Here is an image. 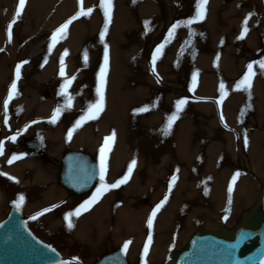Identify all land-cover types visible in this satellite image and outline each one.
<instances>
[{
    "label": "bare ground",
    "instance_id": "bare-ground-1",
    "mask_svg": "<svg viewBox=\"0 0 264 264\" xmlns=\"http://www.w3.org/2000/svg\"><path fill=\"white\" fill-rule=\"evenodd\" d=\"M80 1L81 6L76 0H25V6L21 10L20 16L16 17L19 0H0V128L3 127L4 130L2 131L6 132L5 135L11 137L7 129L13 128L15 125L16 113L18 114L20 111L24 120L28 115L46 118L58 106L68 101L70 96L72 112L64 113L61 111L56 122H52V114L51 120L36 123L33 126L30 125V127L27 126L21 131L23 138L38 129L43 138L49 141L48 145H55L54 155L61 152L62 143H67L69 146L84 147V149L76 148L67 151H83L96 161L92 153L85 148L98 149V146H96L97 141L106 137L105 129H108L111 131L110 136L113 133H115V136L107 154L105 182L111 184L110 182L113 181L111 175L115 176L117 180L121 179L127 174L131 161L135 159L137 163L133 166V171L126 183L121 184L118 188L105 191L87 210H82L78 216L74 215L71 218L72 226L70 227L65 216L70 211L74 212L78 199L68 197L67 193L76 197L92 193L97 188L98 183L101 182V162L98 159L96 161L98 177L93 187L87 193L78 196L71 193L64 186L60 177L63 169V157L67 152L62 155L57 168H47L42 158L43 140L38 137L37 139L24 138L25 144L22 146L26 148L27 152L29 151L28 154H19L16 159L4 160L10 151L9 146H7V148H3V153L0 155V203L1 200L5 201L7 199L8 207L2 210L0 222L11 211L10 202L14 200L17 204L19 197L23 195L25 199L19 206L17 204V209L22 211L25 218L23 211V208H25L31 218L30 224L44 227L54 243L61 246L68 245V249L72 253L70 259H73L71 264H90V257L98 255L102 248H111L120 244L125 245L126 242L128 243L127 249L121 246L106 253L110 254L122 249L129 264L131 262L128 257L140 264H153L148 259L152 257L153 262L159 261L160 255L155 252L160 249L163 251L164 232L174 228L180 231L181 228L187 227L191 223L189 216L196 213L193 204L197 205V203H194L197 193L208 191V194L205 195L206 200L211 203L212 201L218 202L222 205L226 200L231 199L229 202L232 210L235 211L233 213V217H235L237 216L235 208L238 201L243 200L244 204H250L257 197L256 185H258V182L249 174L244 173L240 175L238 184H233L232 176H230L231 170H228L229 167L225 168L224 177L218 174V170L212 178L208 175V170L204 172L205 175L202 174V166L199 164L200 162L197 164L195 156L199 154L205 162L207 156L202 155L199 149H203V146L210 142L211 151L209 153L211 154L221 146H219V143L221 144L222 139H232L236 134L234 125L231 123L229 127H226L221 120V115L217 119V124L212 127V131H210V127H206L209 135L212 132L209 137H200L203 136V131L199 133L192 131L194 116L198 117L200 124H202L200 117L205 119L204 116L210 114L211 111L206 104L186 103L177 114L178 118L172 123L171 128L167 127V122L174 113L172 99L175 95L166 96L161 102L162 106L159 111L154 110L150 113L149 111H144V113L136 111L141 109L144 103L149 102L147 96H149L151 89L157 85L154 83V78L148 75L152 68L148 61L133 59L129 52L123 49L125 43L123 38L120 37L122 29L129 23L136 25L139 19H148L153 13L152 11L160 6L169 8L170 3H178L182 0H112L113 7L108 26L110 25L109 29H111L110 37L115 40L119 49H116L117 54L115 50L112 51L111 69L107 68L105 74V106L97 118L87 120L80 127L73 129V125L81 115L85 114L90 103H94L99 98L96 89L99 86L100 69L104 63L101 64L100 59L98 60V57L95 56V61L87 67L89 69L87 74L83 78L76 77L71 80V75L59 73L58 60H55L53 56L48 59V63H45L43 61L45 56L43 51L36 49V54L30 55L29 48L33 44L32 42L29 44L28 41L33 40L34 35L32 33L34 32L32 28L36 26V18L40 17L42 10L49 4L62 2L63 9L67 13L70 10L75 11L70 16L63 18L61 25L79 12L81 8L84 11L89 8L92 9L91 13L73 20L66 32L72 31L73 26L83 30L90 26L87 23L89 17H94L99 21L100 16L104 15V10L100 6L101 0ZM255 1L262 8L258 11H261L264 18V0ZM234 3L228 6L224 3V0H207L204 19L193 22L195 25L194 38L189 43L188 48L185 49L183 57L179 61L176 60V64L182 65L181 70L179 69L175 73L174 54H172L177 51L180 45V40H177L169 49H166L164 59L156 67L157 71L165 76L168 75V78L175 79L178 72L181 74L186 73L188 75L186 78H188L192 74L191 71L196 70V72L194 71L196 73V84L193 87L195 96L205 95L208 98L214 96L218 91L220 93L216 73H220L226 81H230L229 85H231L238 63L234 61L232 53L235 52L236 47H239V44L221 47V42L226 41L230 33L234 37L237 36V33L234 34L232 27H235L234 19L239 4L237 1ZM168 13L171 18L175 17L170 9ZM186 13L188 14V12ZM13 21L15 22L13 23ZM238 21H242V19L238 18ZM9 24L12 25L11 39L8 36ZM182 31L183 34L186 32L185 30ZM260 32L259 29L254 32L250 30L249 34L244 36L245 43L244 41V44L240 43V47L254 48L260 43ZM237 39L239 40L240 37ZM215 51L221 53L217 72L213 68L211 69L212 60L216 58ZM17 66H20L19 78L16 75ZM197 71L200 72L197 73ZM178 77H182V75ZM68 80H71V83L65 93L62 89ZM190 80L193 81V78ZM47 81L53 85L55 94L53 101L42 98ZM257 81L258 79L254 81L255 85L258 83ZM13 82L17 86L15 91L11 88ZM227 91L229 92L226 94L227 98L224 99L225 104H223L222 110L229 112L231 107L235 106L237 100L234 99L236 98V92L230 86L227 87ZM10 92L12 93V99L8 101L7 108H5V100L8 99ZM251 96L254 101L260 100V96L258 97L256 94H251ZM85 104L86 109L79 108V105L84 106ZM258 109L256 111L260 113V108ZM19 124L23 126L21 122ZM250 124L253 126L254 122L251 120ZM228 128L231 130L226 131ZM70 129H73L71 139L68 138ZM251 132L248 131L247 133L250 134ZM254 134L252 135V141L257 142L261 140V136H264V131H258L255 134L256 136ZM37 140L36 148L29 146V141L35 142ZM4 141L7 142V139L4 138ZM23 147H19L17 150H23ZM19 152L23 153L22 151ZM30 154H34L38 158L31 157ZM254 160L256 159L254 158ZM170 166L176 171V179L171 182V185L166 186L169 192L168 199L153 218V225L149 227L148 219L152 210L161 201L160 198L164 194L158 188L159 181L170 179V172H168ZM2 173H8L9 175L6 176ZM10 177H16L17 179L13 180ZM230 188L231 191H229ZM147 193H152L153 196L151 204L144 206L138 201ZM263 196L260 192V201L263 200L264 203ZM20 205L23 208H20ZM260 205V202H255L247 211L260 209L264 215ZM46 208L51 210L44 212ZM198 209V214H207L201 205L198 206ZM247 211L244 214L241 213L239 217L242 219ZM33 217L36 218L33 219ZM25 219L26 227L35 234L28 225L27 218ZM230 233H233V231ZM149 236L152 237L151 242L148 240ZM36 237L38 236L36 235ZM180 237H182V234L178 235V238ZM190 237H188V241ZM40 239L45 241L42 238ZM105 239H109L108 244L102 243ZM148 242L151 246L146 245ZM145 246H147V252H145ZM55 248L58 250L57 247ZM73 250L76 251L74 254ZM58 252L63 256L64 261L63 253L59 250ZM173 259V264H175L176 259L174 256Z\"/></svg>",
    "mask_w": 264,
    "mask_h": 264
},
{
    "label": "rangeland",
    "instance_id": "rangeland-1",
    "mask_svg": "<svg viewBox=\"0 0 264 264\" xmlns=\"http://www.w3.org/2000/svg\"><path fill=\"white\" fill-rule=\"evenodd\" d=\"M81 6V1L76 0ZM237 1L239 4V9L237 8V13L235 14V27L233 29L234 34L237 33V38L241 37V32L243 30V24L246 17L248 18L247 24H248V31L246 34H249V31H255L256 29H259L260 32V43L256 45L254 48H244V46L240 47V43L244 44L245 41L244 36L241 39H237L230 33L229 38L226 39V41L221 42V47H225L227 45H237L239 44V47H236L235 52L232 53L234 61H236V72L233 76V83L231 85L230 81H226L224 77L219 73H216V81H218L219 85L223 82L225 85L224 92L220 93L219 91L211 97H206L205 95L195 96L193 92V81L190 80L193 78L194 74H196V70L191 71L190 77L186 78L188 75L186 73L181 74L178 72V75L175 79L168 78V75L165 76L164 74H161L159 71H157L156 67L160 63L162 59L165 57V51L166 49H169V47L174 44L177 40H180V45L176 52L172 53L174 54V63H175V73L179 71V69L182 67V65L176 64V60L179 61L183 57V53L185 49L188 48L190 45L189 43L194 38L193 30L195 28V25L192 23L189 25L187 23V20L191 17H193L196 14V0H182L178 3H170L168 6L169 8H165L160 6L159 8H156L153 13L148 17V19H139L138 23L131 24L129 23L124 29H122V32L120 34V37L123 38V42L125 43L123 49H126L125 51L129 52V55H131L136 59H143L147 60L149 65L152 67L150 73L148 72V75L152 76L154 78V83H156L157 86L155 88L151 89L149 92L148 100L149 102H146L143 104L142 108H146L147 111H159L161 109V102L165 99L166 96L175 95V97L172 99V103L174 104V113L176 112V102L179 99L187 98V103H193V104H206L209 106V110L211 111L210 114L205 115V119L200 117V121H202V124H200L198 117L194 116V126L192 131L196 132H202L204 137H209V133L206 131V127H210V131H212V127L217 124V119L221 117V120L223 121V124L226 125V127H229L232 123L234 125V129H236V134L232 139H222L221 144L219 143V148H217L215 151H213L211 154L209 151H211V145L210 142L203 146V149H199L201 154L207 156L206 162L204 159L200 158L199 154L195 156V161H197V164H201L202 166V174L205 175L204 172L208 170V175L212 176L217 173L224 177L227 167L228 170H231V178L233 179V176L239 173L235 180V184H238L240 181V175L246 173V175H250L251 177L255 178V181L258 182L257 187V197L255 200L250 204H244L243 200H240L236 203L235 210L236 215L233 217V213L235 211L232 210L230 200H226L225 203L218 204V202H208L206 200L205 195L208 194V191L205 193H197L196 197L194 199L193 207L196 209L195 214H190L191 223L184 228H181V230H175L169 229L167 232H164L163 237L165 240V243L163 245V251L160 249L159 251L155 252L160 255L159 261L153 262L152 257H150L148 260L150 263L153 264H173V253L179 252L185 244L188 241V237L191 236L193 233L197 232L198 230L203 231H213L217 232L220 231L223 228L228 229L230 232H232L235 228L237 223L240 221L241 213H245L248 208L251 207L252 204H255V202H260V206L262 207V210L264 211V203L263 200L260 201L259 194L262 192V196L264 194V136H261V140L252 141V135L255 133L257 134L258 131L263 130L264 131V68H261L259 63H255L253 65V71L254 76L252 78L251 82V88L247 89L244 86H241L240 88H237V84L241 81L243 75L247 72V65L253 61H260L264 60V18L261 13L262 8H260L257 4V1L255 0H224V3H226L228 6L231 4H235L234 2ZM62 2H56L49 4L42 10V14L40 17L36 18V26L32 28V35L34 37L28 41L29 44L32 42V46L29 48L30 55L35 53L36 49L39 51L44 52V59L43 61L45 63L49 62V58L53 56L55 60L57 61V64L59 66V70L61 73V57H63V72L64 74H69L70 79L72 78H83L89 69H87L88 66H91L95 56L98 57V60L101 61V64L104 63V50L107 46L108 49V68L111 69V53L113 50L119 49L117 48V45L115 43V40H113L112 37H110V25L107 28V31L104 35V38L101 39L100 33L104 31V25L107 21L106 17L104 18V15L102 14L100 16V20L98 21L94 17H89V23L90 26H87V28H84L83 30L77 29L75 26L71 28L72 31L64 33V38L59 39L54 45H52V34L56 31L57 28L60 27L62 24L63 18L70 16V14L74 13V10H70L69 13H67L62 6ZM171 10L174 18H171L170 14L168 13V10ZM188 12V14L186 13ZM76 15V14H75ZM83 16V15H81ZM79 16V17H81ZM103 16V18H102ZM78 17V18H79ZM242 19V21H238V18ZM77 18V19H78ZM171 18V19H170ZM234 18V17H233ZM76 20V19H75ZM197 21V20H196ZM194 21V22H196ZM73 23V21L71 22ZM70 23V24H71ZM69 24V26H70ZM174 24H178V27L174 30L172 36H169V30L172 28ZM88 25V24H87ZM68 26V27H69ZM185 30L186 32L183 31ZM244 41V43H243ZM51 45V50H50ZM163 45V48L161 49V52L159 55L156 56L155 62L153 63V56L156 55V49L158 46ZM67 50V54H65V51ZM234 50V49H233ZM216 52V51H215ZM55 53V54H54ZM54 54V55H52ZM85 54H87V60H85ZM117 54V52H116ZM220 52H216L215 56L216 58L212 60L211 69L215 70L217 72L218 65L220 61ZM249 57V58H247ZM247 58V59H246ZM236 59V60H235ZM246 59V61H244ZM181 70V69H180ZM147 72V71H146ZM200 72V71H199ZM197 71V73H199ZM180 73V74H179ZM182 77H178L181 76ZM258 79L257 85L254 84V81ZM78 84V83H77ZM53 85L47 81L45 83V87L43 89L42 98L47 99L49 101H53L55 94L53 90ZM78 86V85H77ZM236 92V99L237 103L234 107H231L230 111L226 112L223 109V104H225L226 94H228L229 91H227V87H229ZM155 91V93H154ZM227 92V93H226ZM252 92V93H251ZM251 94H256L258 97L260 96L259 101H254V99H251ZM254 96V95H253ZM226 97V98H225ZM262 100V101H261ZM261 101V102H260ZM67 102V101H66ZM66 102L61 104V111L64 113L72 112V106L70 107H64L66 105ZM169 105V104H168ZM170 106V105H169ZM194 107V106H193ZM222 107V108H221ZM79 108L86 109V104L79 105ZM141 108V109H142ZM221 108V110H220ZM260 113H258L256 110H259ZM17 109V108H16ZM53 109V108H52ZM18 110V109H17ZM220 110V112H219ZM16 111V110H15ZM19 111V110H18ZM144 113V111H141ZM222 112V113H221ZM55 113V110H53V115ZM230 113V114H229ZM46 116V118L43 117H34L32 115L26 116L25 120L21 116V112L19 111L18 114L16 113V118L14 122L13 128L7 129L9 131V134H11V137L15 136V140H12L10 136H6L4 131V128H0V143L3 144V148H7L9 146V153L4 158V160L13 159V156L16 155L18 157L19 154H28L26 148H24L22 145L25 144L24 138H40L43 140L42 149H43V161L45 162V165L48 167H58L59 162L61 160V157L64 153L67 152L69 149H84L82 146H69L67 143L63 144L60 147V153L57 155H54L53 152L55 150V145H48L49 141L47 139H44L42 134H40V130L37 129V131H33L30 133V135H27L23 138L21 135V131H23L27 126L30 127V125H34L36 123H40L46 120H51V115ZM262 114V115H260ZM52 115V116H53ZM221 115V116H220ZM260 115V117H259ZM33 117V118H32ZM251 120L254 122V125L252 126ZM22 123L23 126H20ZM196 122V123H195ZM205 122V123H204ZM205 124V125H204ZM153 125V124H151ZM248 129V130H247ZM20 130V131H19ZM105 136H110V130L105 129ZM104 130V131H105ZM221 130V129H220ZM231 129L228 128L229 131ZM11 131V132H10ZM248 131H252L250 134L247 133ZM255 131V132H254ZM216 132V131H215ZM218 132V131H217ZM227 133V132H226ZM219 134V132H218ZM254 134V135H255ZM256 136V135H255ZM105 137V138H106ZM198 137V138H200ZM245 137H247V143H245ZM4 138L7 139V142L4 141ZM105 138L98 140L97 145L98 149L91 150L89 148L87 149L89 152L92 153V155L97 158L101 162V147L104 146ZM114 141V140H113ZM112 141V142H113ZM59 144V142H58ZM57 144V145H58ZM61 144V142H60ZM56 145V146H57ZM19 147H23V150H17ZM4 150V149H3ZM6 150V149H5ZM19 151H22L23 153H20ZM208 152V153H207ZM207 153V154H206ZM52 154V155H51ZM168 154V153H166ZM31 157L38 158L34 154H30ZM165 155V152H164ZM254 158L256 160H254ZM205 163H204V162ZM180 168V167H178ZM183 166L181 167V169ZM244 168V169H243ZM247 171V172H246ZM170 179L166 181H159L158 188H160L163 191V195L160 198V200L164 199V197L169 195V192L167 191V187L171 185V182L173 181V177L176 175L175 169L171 168L170 166ZM220 176V177H221ZM113 178V181L110 183H114L117 178L115 176L111 175ZM110 177V178H111ZM246 179V178H245ZM259 180V181H257ZM157 183V182H156ZM233 183V184H234ZM101 182L98 183L97 188L100 187ZM210 184V183H209ZM167 186V187H166ZM97 188L90 194H87L86 196L82 197H76L72 196L67 193V196L70 198L78 199V203L75 205V209L78 208L81 204H83L86 200L91 198V194L95 193ZM152 193H147L142 199H140L138 202L142 203L144 206H148L151 204L152 199ZM264 197V196H263ZM13 198V197H12ZM229 198V197H228ZM9 199V198H8ZM14 199V198H13ZM264 199V198H263ZM7 200V199H6ZM2 201L0 203V215L2 214V210L8 208L7 202ZM19 201V199H18ZM196 201V202H195ZM6 204V205H5ZM196 205V206H195ZM201 205L203 209L207 212L205 215L198 214L197 211H199L198 206ZM20 208H23L22 205H20ZM25 213V218H27L28 225L33 229L35 234L44 239L47 243L50 245H53L58 248V250L63 253L66 262H73V259L71 258L72 253H70L68 249V245H57L54 243L53 240L48 236L46 230L44 227H41L39 225H31L29 217V212L23 208ZM61 224L63 225V222L61 221ZM182 234V237L178 238V235L180 236ZM175 237V239H173ZM109 239H105L104 244H108ZM149 245V242L146 244ZM124 246L123 244L116 245L114 247H108V248H102L98 255H92L90 257V264H95L94 262L104 253L110 251L113 248ZM151 249V248H150ZM73 254L76 251H72ZM128 260L131 262V264H140L137 261H134L132 258L128 257ZM142 264V263H141Z\"/></svg>",
    "mask_w": 264,
    "mask_h": 264
},
{
    "label": "water",
    "instance_id": "water-1",
    "mask_svg": "<svg viewBox=\"0 0 264 264\" xmlns=\"http://www.w3.org/2000/svg\"><path fill=\"white\" fill-rule=\"evenodd\" d=\"M35 142L29 141V146L36 148L38 140ZM63 158L60 177L64 186L78 196L87 193L98 177L96 161L80 150L67 151ZM9 205L11 211L0 222V264H55L63 260L55 247L49 248L26 227L16 202ZM173 256L175 264H264V215L260 209L247 211L233 233L224 228L217 233L198 230ZM96 264L129 262L121 249L102 255Z\"/></svg>",
    "mask_w": 264,
    "mask_h": 264
},
{
    "label": "snow or ice",
    "instance_id": "snow-or-ice-1",
    "mask_svg": "<svg viewBox=\"0 0 264 264\" xmlns=\"http://www.w3.org/2000/svg\"><path fill=\"white\" fill-rule=\"evenodd\" d=\"M206 4H207V0H196V14L189 18L187 20V23L189 25H191L194 21L196 20H202L205 17V13H206ZM25 6V0H19V8L16 12V17H19L21 14V10L24 8ZM100 6L103 8L104 10V15L107 18V21L110 22L111 20V11H112V0H101V4ZM92 12V9L89 8L87 9V11H84L83 8H81V10L79 12L76 13L75 16H73L69 21H67L66 23H64L63 25H61L59 28L56 29V31L52 34V45H54L59 39L64 38V33L66 31V29L68 28L69 24L71 23V20L76 19L78 16L81 15H87L89 13ZM251 14H249L250 17ZM245 18L244 24H243V30L241 32V37L243 38V36L247 33L248 31V18ZM15 21H13L14 23ZM108 22L105 23L104 25V31H102L100 33L101 39L104 38V35L107 31L108 28ZM176 27H178V24H174L172 26V28L169 30V36H172L174 30L176 29ZM11 28L12 25L9 24L8 26V36L9 39H11ZM163 48V45H160L157 47L156 49V55L153 56V63L155 62L156 56L160 54L161 49ZM50 50H51V45H50ZM65 54H67V50L65 51ZM85 60H87V54H85ZM255 63H259L261 68H264V60H260V61H253L251 63H249L247 65V72L243 75L241 81L237 84V88H240L241 86H244L247 89L251 88V82H252V78L254 76V71H253V65ZM61 64H62V68H61V74L63 75V57H61ZM107 68H108V49L107 46L105 47L104 50V64L100 69V74H99V86L97 87L96 91L98 93V99L94 102V103H90L89 107L87 108L86 112L84 115H81L79 117V119L75 122V124L73 125V129L80 127L81 124L87 120H91V119H95L98 117L99 113L103 110L104 106H105V98H104V88H105V74L107 72ZM17 78H19L20 76V66H17V72H16ZM74 79V78H72ZM71 80H68L66 85L64 86V88L62 89V91H64L65 93L67 92V87L70 85ZM196 84V77L195 74L193 76V87H195ZM16 83L13 82L11 85V88L13 91L16 90ZM220 89L221 92H224L225 90V85L223 84V82L220 84ZM12 99V93H9L8 99L5 100V108H7L8 105V101ZM187 103V98H182L177 100L176 102V112L172 114L171 117H169L168 122H167V127L171 128L172 123L175 121V119L178 118V113L182 110V108L184 107V105ZM71 106V97L69 96L68 101L66 102V105L64 107H70ZM61 107H57L55 109V113L52 116V122H56L57 118L59 117V115L61 114ZM146 108H142V109H137L136 111H146ZM73 129H70L68 132V138L71 139L72 136V132ZM115 133H113L111 136L106 137L105 138V142H104V146L101 147L100 152H101V175H100V187L97 188L96 192L93 193L92 197L89 200H86L83 204H81L78 208H76L74 210V212L70 211L66 214L65 219L68 220L69 226H72V217L78 216L80 215L82 210H87L94 202H96L101 195L111 189V188H118L121 184H124L127 182V180L130 178V174L133 171V166L137 163V161L135 159H133L131 161V164L129 165L128 169H127V174L125 176H123L121 179L116 180L114 183L108 184L105 182V173L107 171V154L108 151L111 148V143L114 139ZM15 136L11 137L12 140H15ZM245 143H247V137H245ZM3 152V144L0 143V154H2ZM23 155V154H21ZM18 158L16 155L13 156V159ZM11 163V160L9 161ZM3 175H9L8 173H2ZM239 175V173H237L236 175L233 176V183L235 182L237 176ZM13 180H16V177H10ZM176 177H173V181H175ZM229 191H231V188L229 189ZM24 196L21 195L19 197V201L17 202L18 206L20 203H22L24 201ZM168 197L167 195L164 197V199H162L158 204L155 205V208L152 210L151 216L148 219V225L149 227H151L153 225V218L156 216L157 212L161 209V207L165 204V202L167 201ZM51 209H44V212L50 211ZM42 214V213H40ZM36 217H33V219H35ZM152 237L149 236L148 240L149 242H151ZM49 248H51V245L48 246ZM128 247V243L126 242L124 245V248L127 249ZM52 251H55V249H52ZM145 252H147V246H145ZM78 259V258H75ZM55 264H71V262H66L63 260H60L58 262H55Z\"/></svg>",
    "mask_w": 264,
    "mask_h": 264
}]
</instances>
